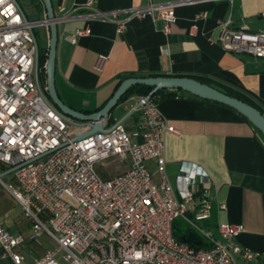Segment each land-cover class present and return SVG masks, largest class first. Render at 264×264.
<instances>
[{
    "label": "built area",
    "instance_id": "1",
    "mask_svg": "<svg viewBox=\"0 0 264 264\" xmlns=\"http://www.w3.org/2000/svg\"><path fill=\"white\" fill-rule=\"evenodd\" d=\"M191 1L150 2L130 8L126 17L118 10L98 16L113 19L121 32L127 18L151 14L168 32L175 5ZM41 23L28 18L17 0H0V181L29 219V237L47 232L57 247L29 263L16 249L25 237L0 220L1 256L8 255L13 264H61L56 258L61 250L65 264H236L234 239L243 226L220 222L214 234L197 224L209 217L211 177L193 164L179 168L175 184L169 181L164 135L178 130L152 95L137 94L136 104L130 103L142 115L140 141L117 120L106 130L75 137L87 126L71 129L72 122L50 101L38 79L34 30ZM89 32L77 28L66 39L75 43ZM216 40L225 50L264 56V29L232 26L227 18L219 22ZM107 58L99 53L95 68L103 69ZM111 156L129 158L130 165L103 177L95 165ZM151 159L153 170L147 164ZM6 173L11 174L8 182L2 179ZM178 216L209 237L211 247L195 248L177 240L172 225ZM240 251L249 260L259 255L250 248Z\"/></svg>",
    "mask_w": 264,
    "mask_h": 264
},
{
    "label": "crops",
    "instance_id": "2",
    "mask_svg": "<svg viewBox=\"0 0 264 264\" xmlns=\"http://www.w3.org/2000/svg\"><path fill=\"white\" fill-rule=\"evenodd\" d=\"M174 1L93 0L87 5L86 0H52L59 18L55 87L61 100L72 108L91 112L103 105L117 83L128 76H189L246 100L264 113V56L228 51L216 40L219 22L227 18L232 26L246 24L252 30L264 29V16L260 15L264 0L177 4L168 32L151 14L127 18L121 32L113 19L98 16V12L118 10L120 17H126L130 8ZM30 2L34 17L23 11L25 15L43 18L42 0ZM43 25L48 41L49 27ZM77 28H89L90 32L78 36L75 43L69 42L66 36ZM99 53L108 57L101 70L94 66ZM155 101L178 130L164 135L169 181L175 184L179 168L187 170L194 164L205 170L212 180L213 198L204 226L217 234L220 222L242 224V231L234 239L236 264H264V135L236 110L219 102L186 93L158 96ZM130 103L136 104V94L113 108L108 125L130 117L123 125L136 132L133 140L140 141L137 133L142 115ZM121 163L116 172L126 169L130 160ZM147 164L153 170L155 160ZM241 248L258 251L259 255L249 260ZM5 257L9 256H1L0 247V258Z\"/></svg>",
    "mask_w": 264,
    "mask_h": 264
},
{
    "label": "water",
    "instance_id": "3",
    "mask_svg": "<svg viewBox=\"0 0 264 264\" xmlns=\"http://www.w3.org/2000/svg\"><path fill=\"white\" fill-rule=\"evenodd\" d=\"M42 2L45 8V16L40 18L41 24H46L49 27V43L45 64V89L50 101L69 121L87 126L83 132L75 136L76 138H81L95 131L106 130L107 127L105 126L108 124L111 111L121 102L119 100L127 89L136 83L152 85L153 88L148 95H152L156 90L161 88H175L231 106L245 116L264 135V113L259 108L246 100L189 76H128L120 82L101 108L91 112L72 108L61 100L55 87V49L58 39L57 22L59 18L54 13L52 0H42ZM37 63L38 49L36 55V70ZM122 120L123 118H120L117 121L121 122Z\"/></svg>",
    "mask_w": 264,
    "mask_h": 264
},
{
    "label": "rangeland",
    "instance_id": "4",
    "mask_svg": "<svg viewBox=\"0 0 264 264\" xmlns=\"http://www.w3.org/2000/svg\"><path fill=\"white\" fill-rule=\"evenodd\" d=\"M23 11L31 16L33 12V4L30 0H17ZM34 17V16H31ZM35 38L38 45H46L49 40H46V35L44 34V25L38 24L35 26ZM118 117L122 116L121 112L114 113ZM130 120V117L126 118L123 123ZM78 124H71V129L78 128ZM123 163L116 156H111L105 158L96 163L95 168L97 172L103 177L112 175L115 173ZM3 170L0 169V173ZM10 173L2 174V179L5 182L10 181ZM0 220H2L6 225H8L14 233H20L25 237V242L22 245L17 246L16 249L20 251L24 256L25 260L31 263L36 257L41 256L46 249H54L57 247L54 239L47 233L30 238L31 224L29 219L24 215L22 206L13 198L4 184L0 181ZM191 223V222H190ZM193 226L194 224L191 223ZM197 224L204 226L203 220L197 221ZM62 251L58 250L56 253V258L61 264H65L62 259ZM8 256V255H5ZM0 264H13L9 257L0 258Z\"/></svg>",
    "mask_w": 264,
    "mask_h": 264
},
{
    "label": "trees",
    "instance_id": "5",
    "mask_svg": "<svg viewBox=\"0 0 264 264\" xmlns=\"http://www.w3.org/2000/svg\"><path fill=\"white\" fill-rule=\"evenodd\" d=\"M34 33H35V30H34ZM47 52H48V44H46L45 46L44 45H38L37 74H38L39 82H40L41 86L44 88L46 94H47V92L45 89V86H46L45 64H46V59H47ZM121 81H119L117 83V86L120 84ZM152 88H153L152 85H148V84H144V83H136L134 85H131L127 89V91L121 96L119 101H123L133 94H136V95L137 94H149V92L152 90ZM182 93H186V94H189L191 96L199 97L197 95H194L192 93H189V92L181 90V89H179V91H178V90H168L166 88H161V89L156 90L152 94V97L154 99H156L158 96L159 97L160 96H176V95L182 94ZM200 98H202V97H200ZM203 99H206V98H203ZM207 100H210V99H207ZM212 101H214V100H212ZM215 102H217V101H215ZM221 104H223V103H221ZM224 105H226V104H224ZM226 106H228V105H226ZM101 107H102V105L99 106L97 109H99ZM229 107H231V106H229ZM232 109H234V108H232ZM240 115L244 119L249 121L245 116H243L242 114H240ZM172 231H173V234L177 240L187 242L188 244H190L191 246H193L195 248H209L212 245L211 239L209 237L205 236L198 228L193 226L186 219L185 216H178L174 219L173 225H172Z\"/></svg>",
    "mask_w": 264,
    "mask_h": 264
}]
</instances>
